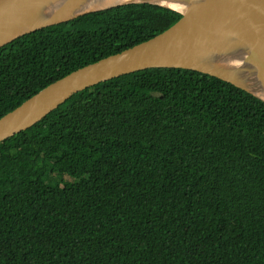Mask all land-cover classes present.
I'll list each match as a JSON object with an SVG mask.
<instances>
[{
  "label": "trees",
  "instance_id": "trees-1",
  "mask_svg": "<svg viewBox=\"0 0 264 264\" xmlns=\"http://www.w3.org/2000/svg\"><path fill=\"white\" fill-rule=\"evenodd\" d=\"M181 18L132 4L1 47L0 118ZM0 264H264V101L178 68L76 93L0 142Z\"/></svg>",
  "mask_w": 264,
  "mask_h": 264
},
{
  "label": "water",
  "instance_id": "water-1",
  "mask_svg": "<svg viewBox=\"0 0 264 264\" xmlns=\"http://www.w3.org/2000/svg\"><path fill=\"white\" fill-rule=\"evenodd\" d=\"M149 3L182 18L163 33L51 83L0 118V142L21 133L76 93L151 68L198 71L264 101V0H0V48L88 13Z\"/></svg>",
  "mask_w": 264,
  "mask_h": 264
},
{
  "label": "rangeland",
  "instance_id": "rangeland-1",
  "mask_svg": "<svg viewBox=\"0 0 264 264\" xmlns=\"http://www.w3.org/2000/svg\"><path fill=\"white\" fill-rule=\"evenodd\" d=\"M103 164L108 165V161L106 159H104ZM82 173H84V172H82ZM54 174H55V177L57 179H61L63 176H65L66 178H70V179H71V177H75V173H66V171L59 169L57 167L54 169ZM36 183H38V182H36Z\"/></svg>",
  "mask_w": 264,
  "mask_h": 264
},
{
  "label": "bare ground",
  "instance_id": "bare-ground-1",
  "mask_svg": "<svg viewBox=\"0 0 264 264\" xmlns=\"http://www.w3.org/2000/svg\"><path fill=\"white\" fill-rule=\"evenodd\" d=\"M149 1L156 4H163V5L166 4V0H149Z\"/></svg>",
  "mask_w": 264,
  "mask_h": 264
}]
</instances>
